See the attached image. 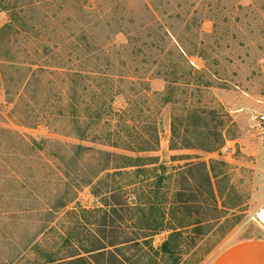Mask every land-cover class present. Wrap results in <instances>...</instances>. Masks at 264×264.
Returning <instances> with one entry per match:
<instances>
[{
  "label": "rangeland",
  "instance_id": "374dc122",
  "mask_svg": "<svg viewBox=\"0 0 264 264\" xmlns=\"http://www.w3.org/2000/svg\"><path fill=\"white\" fill-rule=\"evenodd\" d=\"M0 2V30L14 20L0 41V264L22 254L34 262L35 240L60 255L101 241L104 197L142 207L108 214L120 238L146 225L149 202L153 225L165 212L167 227L185 226L175 257L156 253L163 231L150 238L154 251L121 248L123 264H210L233 242L264 235L255 220L264 209V0ZM76 107L81 118L102 115L90 128L96 142L76 139ZM173 124L181 136L221 133L222 146L208 152L189 134L199 147L179 137L172 149ZM155 132L156 150L140 151ZM78 144L95 150L74 157ZM97 150L156 164L81 185L103 160ZM177 194L183 205L173 210Z\"/></svg>",
  "mask_w": 264,
  "mask_h": 264
},
{
  "label": "trees",
  "instance_id": "16d2710c",
  "mask_svg": "<svg viewBox=\"0 0 264 264\" xmlns=\"http://www.w3.org/2000/svg\"><path fill=\"white\" fill-rule=\"evenodd\" d=\"M0 9H2L1 2H0ZM13 21L14 20L12 19L9 25H7L2 30H0V41L2 43H4L3 38H4V35L6 34V31L9 29H13L11 25L13 24ZM181 57L183 59L182 60L183 62L187 60L182 54H181ZM76 74L80 75L79 77L83 76V74L80 72ZM189 75L193 76L194 78L201 79L200 77L201 72L199 70L194 69L193 67L190 68ZM79 81H83V80H79ZM199 82L200 84H196L197 88H203V87L208 88L209 87L208 83H204L202 81H199ZM75 105L77 104L75 103ZM77 107L75 108V114H74L75 115L74 123L76 124V128H75L76 139H78L79 141H88V139L91 138L93 142H96V140H93V139H97L96 136L95 138H93L94 136L91 137L92 132H90L91 130L90 128L93 125L99 123V121L102 119V115L101 114H96L94 116L87 115L85 118H81V116L78 113ZM196 117H197V122L199 123L200 121H204L205 119V118H202L199 115V113H196ZM206 127H208V124ZM171 131H172V149H176V146H177L176 141H177V138L179 137L181 138L183 137L182 139L184 142L182 146L184 148L190 149V148L199 147V145L196 144L197 142H195L189 137V134L190 135L192 134V136L196 135L198 139L199 137L202 138L201 140L202 144L200 145V147L201 149L206 150L208 152L216 151L222 146V143H223V137L221 133H217V137L212 136L210 132H207V134L204 135V133H201L200 130L197 129V127L193 131L189 129L188 130L185 129L184 135L182 136H181V130H179L176 124L172 125ZM101 141L102 143L100 144L102 145H106L104 143H109L107 142V140H101ZM25 143L27 146H29L30 150L34 151L38 149L35 142L31 144L27 142ZM158 143H159L158 133L155 132L153 143L152 144L150 142L147 143V146L140 151L153 152L158 147ZM109 146H112L118 149L120 147L118 146V144H109ZM73 149L75 150L74 157H78V158L84 152L86 153L88 151L95 150L94 148H90L82 144H78L74 146ZM97 151H99V154H101V156L103 157V160L97 164L95 171L92 170V173L89 174V176H84L83 180L80 182L81 185H87V186L92 185L93 182L97 180L98 178H100L103 174H106L107 176L111 175L109 172L110 170H114L115 171L114 173H118L119 175H123V174L129 175V174H135V173L138 174V173L144 172L146 169L145 167H147L148 165L156 164V159L154 160L152 158L144 160L142 157H132L128 155L115 154V153L107 152L104 150H97ZM207 177H208L209 183L211 184L209 174H207ZM162 181H163L162 178L159 177L157 181V187L159 190H160V185ZM118 191H122V188H120ZM178 195L179 194L176 195V199L171 205V208H174L173 210H175V208L180 209L179 207L183 205L182 199L177 198ZM102 201H104L102 205L109 207L110 209V210H107L105 208H99L97 210V211L104 213V216H103L104 222L101 225H103V227L108 228L110 230V231H106V230L103 231L104 239H102L99 242L97 241V243L81 242L80 244L81 246H79L77 250L69 254L65 253L62 255L58 254L57 252H51L48 249L43 248L35 240L29 247V251H34L37 254V258L35 259L34 262H31V264H96V263L123 264L122 261L118 259V255H117V252H119L121 248L124 249L125 247H128V248H136V247L139 248L140 247L142 249V247L149 246V248L154 251V249L150 245V238L163 231L170 232V236L168 240L161 246L160 251H157L156 253L157 255L158 254H162L163 256L171 255L172 257H175L176 254L174 253L176 252H174V250L176 249V247H178V245H174L173 243H174V240H177L180 236L183 235L182 231L183 229H185L184 228L185 226L184 227L181 226L180 228L167 227V224L163 222V220L166 219L165 212H161V215H160L162 219L161 222L157 221L153 225L151 223V220H152L153 211L156 208L155 202L147 203L146 207L148 209H145V210L141 209L140 211V213L143 215L142 217L144 218V223L146 225L141 226L137 232H134V234L127 235V233H125L126 236L124 235V236H121L120 238V233H119L120 230L118 227H116L117 223L111 219L109 220L110 221L109 223L106 222L108 220L107 218V216H109L108 214H111V212L112 214H119V212L123 210H129L128 212H131L134 210H138L139 206L138 205L136 207L134 206V208L132 209L128 207L127 203L120 204V202H117V204L112 205L108 202V198L106 197H104ZM139 208H142V207L140 206ZM84 211L86 212V210ZM145 211H148V213H146ZM199 227H200L199 224H197V226H195L194 228V231H199L200 230ZM63 239L65 243H71L73 238L71 234H67L66 236H63ZM145 256L149 257L148 252L143 253V257ZM27 261L29 260H27V258L25 257V254H22L16 257L15 259H13L12 263H9V264H26ZM173 262L174 264H179L176 258L174 259Z\"/></svg>",
  "mask_w": 264,
  "mask_h": 264
},
{
  "label": "crops",
  "instance_id": "0c3cea01",
  "mask_svg": "<svg viewBox=\"0 0 264 264\" xmlns=\"http://www.w3.org/2000/svg\"><path fill=\"white\" fill-rule=\"evenodd\" d=\"M210 264H264V235L233 242Z\"/></svg>",
  "mask_w": 264,
  "mask_h": 264
},
{
  "label": "built area",
  "instance_id": "2783aa9c",
  "mask_svg": "<svg viewBox=\"0 0 264 264\" xmlns=\"http://www.w3.org/2000/svg\"><path fill=\"white\" fill-rule=\"evenodd\" d=\"M260 122L264 124V115L260 117ZM255 220H256V221H258V220H259V221L261 222V220H260V218H259V215H258V214L256 215V217H255ZM261 223H262V222H261Z\"/></svg>",
  "mask_w": 264,
  "mask_h": 264
},
{
  "label": "bare ground",
  "instance_id": "6f19581e",
  "mask_svg": "<svg viewBox=\"0 0 264 264\" xmlns=\"http://www.w3.org/2000/svg\"><path fill=\"white\" fill-rule=\"evenodd\" d=\"M261 212H260V215H259V218H260V220H261V222L264 224V209L263 210H260Z\"/></svg>",
  "mask_w": 264,
  "mask_h": 264
}]
</instances>
